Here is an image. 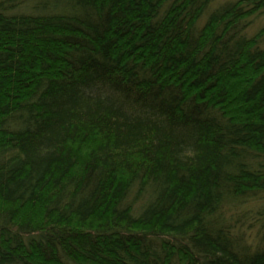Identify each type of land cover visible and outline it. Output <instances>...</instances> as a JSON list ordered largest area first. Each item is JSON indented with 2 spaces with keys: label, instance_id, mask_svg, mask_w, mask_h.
Segmentation results:
<instances>
[{
  "label": "trees",
  "instance_id": "16d2710c",
  "mask_svg": "<svg viewBox=\"0 0 264 264\" xmlns=\"http://www.w3.org/2000/svg\"><path fill=\"white\" fill-rule=\"evenodd\" d=\"M0 0V264H264V0Z\"/></svg>",
  "mask_w": 264,
  "mask_h": 264
},
{
  "label": "rangeland",
  "instance_id": "374dc122",
  "mask_svg": "<svg viewBox=\"0 0 264 264\" xmlns=\"http://www.w3.org/2000/svg\"><path fill=\"white\" fill-rule=\"evenodd\" d=\"M233 1L236 0H213L210 4L209 11L224 5L227 2ZM249 20L251 22V26L248 29V34L253 36L264 27V11H259L257 14H254Z\"/></svg>",
  "mask_w": 264,
  "mask_h": 264
}]
</instances>
